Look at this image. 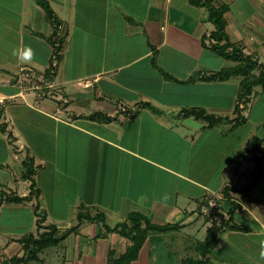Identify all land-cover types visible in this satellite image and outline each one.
I'll use <instances>...</instances> for the list:
<instances>
[{
	"label": "crops",
	"instance_id": "crops-1",
	"mask_svg": "<svg viewBox=\"0 0 264 264\" xmlns=\"http://www.w3.org/2000/svg\"><path fill=\"white\" fill-rule=\"evenodd\" d=\"M46 1L57 27L38 0H0V99L6 100L0 104V193L24 197L35 189L29 200L0 203V264L25 255L22 239L43 230L41 218L43 227L56 225L60 233L77 226L64 240L95 242L102 264L123 255L131 240L105 233L102 221L80 223L82 209L103 212L111 227L139 211L156 224L180 223L177 232L197 211L203 218L213 212L204 221L205 237L191 236L181 251L174 234L151 231L139 264L201 259L198 246L212 228L217 243L207 264H264V176L250 187L256 158L264 171V117L250 120L246 107L243 122H233L241 76L201 79L239 64L212 48L207 7L191 0ZM214 3L229 7V40L264 63V0ZM60 25L58 60L51 39ZM84 80L93 85L79 84ZM255 91L264 88L256 85L251 99ZM192 108L230 120L209 126L184 115ZM250 124L260 133L253 130L229 158L215 154L218 135L221 144L233 145L235 131ZM27 157L33 180L23 176ZM226 187L236 190L225 194Z\"/></svg>",
	"mask_w": 264,
	"mask_h": 264
},
{
	"label": "trees",
	"instance_id": "trees-1",
	"mask_svg": "<svg viewBox=\"0 0 264 264\" xmlns=\"http://www.w3.org/2000/svg\"><path fill=\"white\" fill-rule=\"evenodd\" d=\"M191 2L195 5L206 6L209 11V20L215 27L209 37L212 42V48L220 52V54L225 58L233 59L239 62V64L234 67L221 70L208 77H201V79L204 80L224 81L234 75L241 76L240 93L238 96L239 103L235 109L236 117L233 119L235 124H239L244 120L242 118V112L251 101V96L254 93V87L256 85H261L264 88V63H260L251 56H246L243 50H241L237 44L232 43L229 40L226 32L227 21L225 17L229 7L226 4L216 5L214 0H191ZM38 3L45 9L48 17L53 21L54 24H56L57 27L59 20L56 18L49 2L46 0H38ZM51 40L55 49V58L59 60L61 58L64 37L58 38L55 31L53 39ZM258 69H260V73L256 74L255 70ZM166 76L173 78L167 73ZM197 78L198 74L195 73L189 78V81H195ZM145 105L154 108L151 104L145 103ZM183 113L186 116H194L196 118L204 119L208 122L209 126H215L223 121L230 120L228 117H220L208 114L204 109L198 108L186 109L183 111ZM94 118L101 119L103 117L94 116ZM24 165L26 167V171L23 174L24 178L33 180L35 173L33 159L31 157H27L24 161ZM263 176L264 171L262 160L260 158H256L255 169L250 174V178L252 180L250 187H253L255 184H257L263 178ZM231 190L236 189L234 187H226L224 193L228 194ZM34 193L35 189H32L30 195L21 197L14 193L9 194L5 191H2L0 193V203L4 201L12 203L23 202L32 198ZM78 220L80 223L82 220L102 221L107 233L116 232L121 236L131 240V245L128 246L126 252L119 258H114L112 254V264H131L132 262L137 261L140 258L141 250L147 242L149 233L151 231L166 232L181 228L180 223H168L165 225L153 223L152 219L148 215H145L139 211H133L129 213V215L120 221L115 227H111L107 224L106 215L100 211L93 215L90 210L83 211L82 209L78 212ZM42 222L43 218L38 221V229H43L42 231H39L37 234L31 233L22 239L26 249L25 255L23 257H12L9 261H5L3 264H27L29 260L33 259L41 261L39 256L40 252L49 247L59 245L72 230L77 228V226H75L65 233H60V230L56 225L43 227L41 224ZM233 228L241 229L238 226H233ZM215 230L216 229L214 228L208 230L205 240L202 241L198 246V249L202 253L201 259L192 261L190 264H207V256L217 243Z\"/></svg>",
	"mask_w": 264,
	"mask_h": 264
},
{
	"label": "rangeland",
	"instance_id": "rangeland-1",
	"mask_svg": "<svg viewBox=\"0 0 264 264\" xmlns=\"http://www.w3.org/2000/svg\"><path fill=\"white\" fill-rule=\"evenodd\" d=\"M246 116L252 120L257 121L260 118L264 117V92H261L257 95L255 91V95L252 97L251 101L247 105L246 109ZM254 125V124H253ZM252 124L248 126H243L235 131L234 136L232 135L234 144L232 145H224V143H220L219 141V135H218V143H217V149L215 150V154L220 157L226 155L227 158L229 156H232L235 152V149L240 146L241 140H244L248 135L252 133L254 130V134H259L261 131V128L256 130V128ZM238 139V140H237ZM236 143V144H235ZM228 150V151H227ZM235 154V153H234ZM221 184V179L218 178L217 185L219 186ZM208 207V206H207ZM210 207V206H209ZM52 214H63V216H69L70 211L68 210H52L50 211ZM95 213V212H94ZM206 215L200 216L199 211H197L196 216L193 218L192 222L189 226L184 229L177 232L176 230L166 231L165 234H174L175 235V247H179V251H181V245H184L186 243L190 244L192 242L191 236L197 237L198 239H203L206 234V228L203 226L204 221H208L210 217H212V211H205ZM26 215H24L25 225L26 228L30 227V223L28 224L29 215L28 212H25ZM50 214V213H49ZM198 216V219L196 220V217ZM201 217V219L199 218ZM114 217L109 218V222L113 223L115 222ZM162 220V221H161ZM165 220V217H159L158 222H163ZM196 220V221H195ZM24 225V227H25ZM96 225H100L99 222L96 223ZM98 227V226H96ZM105 229V228H104ZM100 230V228H99ZM62 232V231H61ZM105 233H107L105 229ZM102 233L99 234V237ZM192 237V238H193ZM171 240V241H172ZM148 243V240H147ZM179 245V246H178ZM96 247L95 242L92 241H85L82 238L75 239V236H72L71 238H68L67 240H64L61 242L58 246H52L44 251H42L39 256L41 257V261H38L36 259L31 260L28 264H102V259L99 255V253H95ZM182 254V252L180 253ZM141 258L138 259V262H135L134 264H139L140 259L143 258V253L140 256ZM179 258H175L174 260H178ZM162 260H160L161 263ZM164 262V260H163ZM112 257H110V264H112Z\"/></svg>",
	"mask_w": 264,
	"mask_h": 264
},
{
	"label": "built area",
	"instance_id": "built-area-1",
	"mask_svg": "<svg viewBox=\"0 0 264 264\" xmlns=\"http://www.w3.org/2000/svg\"><path fill=\"white\" fill-rule=\"evenodd\" d=\"M62 29H63V28H62V26L60 25V26L58 27V31H57V36H58V38H62L63 35H64L63 32H62ZM29 76H30V73L25 72V73L23 74V79L26 80V79L29 78ZM79 84H82V85H84V86H86V87H88V86H92V85H93L92 81H90V80L79 81ZM5 101H6L5 99H0V104L4 103ZM209 204L212 205V206H214V207H216L215 204H214L212 201H210ZM216 208H217V207H216Z\"/></svg>",
	"mask_w": 264,
	"mask_h": 264
},
{
	"label": "clouds",
	"instance_id": "clouds-1",
	"mask_svg": "<svg viewBox=\"0 0 264 264\" xmlns=\"http://www.w3.org/2000/svg\"><path fill=\"white\" fill-rule=\"evenodd\" d=\"M25 59H30V56L29 57H26Z\"/></svg>",
	"mask_w": 264,
	"mask_h": 264
}]
</instances>
